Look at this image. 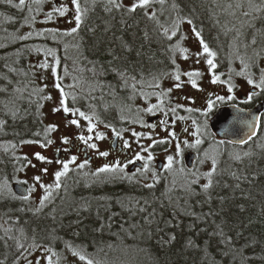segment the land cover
Segmentation results:
<instances>
[{
    "label": "trees",
    "instance_id": "obj_1",
    "mask_svg": "<svg viewBox=\"0 0 264 264\" xmlns=\"http://www.w3.org/2000/svg\"><path fill=\"white\" fill-rule=\"evenodd\" d=\"M224 1L230 0H149L148 35L143 36L138 28L136 36L122 40L123 45L137 48L141 57L134 51L126 53L118 39L121 26L116 29L113 23L114 39L94 38L89 45L102 63L107 60L103 54L115 45L114 70L87 69L79 56L53 51L55 70L61 77L65 72L63 76L90 80H97L100 71L107 74L97 86H72L74 103L94 115L99 109L118 112L129 73L147 66L148 79L157 77L155 66L173 56L167 48L178 43L175 27L183 22L197 31L219 70L229 68L231 46L224 28L228 24L219 14ZM157 14H163L162 23ZM28 16L27 5L0 0V264H16L36 246L49 245L39 236L51 231L57 247L78 245L92 264H100L114 243L133 249L144 257V264H264V118L260 134L249 144L213 145L219 155L206 186L193 181L169 183L159 175L144 184L137 178L120 179L123 171L119 169L102 180L86 176L82 180L84 170H72L58 180L55 196L47 205L35 209L27 199L13 195L11 186L28 161L18 153L22 144L47 146L50 142V130L41 115L45 89L37 71L28 69L33 65L32 55L22 50L61 47L50 45V38L44 35V39L28 34L20 38L21 27L15 21L25 26ZM63 41L66 46H76L79 40L65 37ZM260 89L264 101V87ZM114 264L137 261L116 257Z\"/></svg>",
    "mask_w": 264,
    "mask_h": 264
},
{
    "label": "flooded vegetation",
    "instance_id": "obj_2",
    "mask_svg": "<svg viewBox=\"0 0 264 264\" xmlns=\"http://www.w3.org/2000/svg\"><path fill=\"white\" fill-rule=\"evenodd\" d=\"M131 1L54 0V5L51 7L53 10L47 11L45 8H47L51 0H27L29 16L26 21H24V24H30V21L33 22L36 20L39 22L56 23L59 26L57 30L46 32L45 34L48 39L50 38V45L60 44L61 47H49L50 50L54 51L57 55L62 54L61 56L69 55L72 58L79 56L82 64L85 65L87 69L94 68L96 70H101L105 68L106 70H114L117 61L114 54H116L117 47L113 45L106 51L107 54H103L106 56L107 60L105 63H102V61H99L100 57H98L97 60L96 57L92 55V49L89 43L94 38L114 39L116 32L113 30L115 27L113 23L116 24V29L117 26H121L118 31V39L121 41V44H126L122 42L123 39L131 36L133 37L134 35L136 36L138 34V28L141 30L140 32L143 36H147L149 26L147 17L149 14V0H136L135 3ZM138 10L140 13H138ZM160 11H163V9ZM162 15L157 14L160 23L164 20V16ZM15 22L17 25L19 24L18 27L20 28V22ZM187 24L189 27H193L188 22H183L175 27L178 29L175 32V35L178 36V40L183 39L182 33L185 29L184 26ZM168 29L171 31L174 28ZM193 31L199 37L194 28ZM65 37L67 39H78V44L76 46H66L63 41ZM53 39L58 40L54 42ZM182 41L183 40H181V42ZM61 42L64 44H61ZM158 43L161 44L159 41ZM122 48L126 53L134 51V55L138 57L142 56V54L139 56L137 48L133 49L128 45H123ZM160 48L162 51H165L162 44ZM167 50L170 51L169 53H172L173 56H170L171 59L167 63H159L155 66L159 69V72L154 79H148L149 72L147 66L134 69L132 73H129L128 79H125L126 84L125 81H123L128 89L125 91L126 93L122 98L121 104L123 106L118 112L115 109L108 111H106V109H103L104 111L99 109L98 113L95 115L92 114V119L88 121L84 117L90 114V112H85L81 108H77V106H75L76 104L71 102V99L68 100V102H70L67 103L68 107L71 106L74 110H77V113L84 118L82 122L86 121L82 124L84 135L71 140L69 144L66 143V145L59 146V151L56 156L59 158L63 156L62 158L64 159L69 158V156L76 159L80 158L84 163L95 168H115L116 166H122L126 169L128 168L127 170H129L131 174L135 173L137 169L139 171L145 170L147 167L146 161H134L132 153L127 150L126 144L122 140L123 133L127 131V128L132 127L137 120H134L132 115H140L144 112L143 108L145 106L152 105L154 116L148 118L147 126L154 127L157 130H165L166 134L162 136L160 140H165L167 142L165 148H159L157 149L158 151L155 152H146V157H149L152 162L150 165L156 168L158 163H160L163 165V168L159 171H163L167 161L161 159V157L163 155L164 159L169 158L167 154L170 150L169 147L171 148L169 143L176 141L180 144L178 153L180 157H182L183 164H185V157L189 152L195 155L193 161L194 169L199 164L198 162L201 156L197 151L190 149L188 146L187 141H189L190 138L188 135L191 133V130L188 128L187 133L182 136L189 122L196 121V124H200L202 120L207 117L209 118L207 127L211 131L209 125L210 120L214 116L215 111L219 108L235 106L239 108V110L252 111L263 101L260 99L261 96L258 88H250L248 87L249 84L244 86V72L234 70L235 72L232 73L227 70L228 68L219 70L217 64L213 63H209L205 69H201L194 65L185 64L181 62V59L180 61L177 59L176 53L180 55L185 51V49H182V51L179 49L177 52V44L167 48ZM92 58L97 60L99 64ZM91 60H93L94 63H92ZM203 73H206V81L209 85L201 87V82L204 81L202 76ZM251 74H254V72ZM105 76H107V74H102L100 71L97 80H90L89 78L83 77L78 79V82H80L83 87L86 85L97 86L101 81H104L103 79ZM63 81V79L57 78L55 82L58 86L63 88ZM251 85L253 84L250 83V86ZM69 97L72 98L71 96ZM199 98L204 101L201 107H199V104H196V100ZM83 99H85V97H83ZM81 106L85 107L84 104ZM199 112L205 114H199ZM174 117H179V119H181L180 126H182V129L179 131V134L176 133L177 127H171L174 122ZM117 118L121 119L118 121ZM130 122H132L131 125ZM102 142H106V144L102 146ZM92 149L96 151L95 155H92ZM108 154H112V156L109 157ZM157 157L159 159H156ZM131 167H133V170H131ZM193 169L186 168L188 171ZM26 187L28 188V186Z\"/></svg>",
    "mask_w": 264,
    "mask_h": 264
},
{
    "label": "rangeland",
    "instance_id": "obj_3",
    "mask_svg": "<svg viewBox=\"0 0 264 264\" xmlns=\"http://www.w3.org/2000/svg\"><path fill=\"white\" fill-rule=\"evenodd\" d=\"M14 5L22 6L27 5V0H9ZM131 1V0H130ZM154 1V0H150ZM135 3L136 0L131 1ZM48 4V3H47ZM54 5V0L48 4L47 11H51V7ZM219 14H221L222 19L228 24L226 27V36L230 38L231 46V63L230 67L227 69L229 72H244V86L248 85L250 88H260L264 87V0H234V1H224L223 5L219 7ZM21 25L19 35L20 38H25L27 34L31 36L30 38H43V32H52L57 30L59 27L56 23L51 22H39L30 21V24ZM23 27V28H22ZM185 29L182 33L183 40L179 39L177 43V52L179 49H185L183 53H176L177 59L188 65H194L201 69H205L212 60H210L209 54L205 51L201 40L197 34L193 31V28L189 25L184 26ZM1 35V34H0ZM46 36V35H44ZM181 37V38H182ZM13 38L9 41L13 43ZM57 42L58 39H53ZM28 51L32 55V59L28 66V69L32 72L37 71V75L40 76V83L45 89V102L43 107H41L42 120H44L46 126L49 128L50 132V142L47 146L35 143L22 144L19 149V155L26 158L27 164L24 169L17 175L15 182H22L29 188V197L27 200L32 203L30 207L35 209L41 207L42 205H47L52 198L55 196L56 186L59 183V179L62 178L67 172L70 171H83L81 179L86 177H94L102 180L109 176L116 175L118 169H122L123 175L121 173L120 179H134L142 181L144 184H150L155 177L161 176L166 177L169 183H180L183 181H193L206 186L210 178L211 173H213L216 166L215 162L217 156L219 155L218 150H216L214 144L216 142H221L217 139L214 134H209L203 128L208 125V119L205 117L200 124H196V121L189 122L186 129H184L182 136L187 133V129L191 130L188 135L189 141L188 146L190 149L197 151L199 153L200 161L199 164L191 171H186V167L183 164L182 157L178 153L180 144L178 142L172 141L169 143V158L164 159L162 155L161 159L167 161L163 171H159L157 166L153 168L151 159L146 157V152H155L159 148H165V140H160L162 136L166 134L165 130H157L154 127L147 126V120L153 114V106H145L144 112L140 115H132L133 119H137L132 127L127 128V131L123 133V140L126 144L127 150L132 153L133 160H138L140 162L146 161V169L139 171L136 170L135 173H130L129 170L122 166H116L115 168H95L87 163H84L80 158H61L57 159L56 155L59 151V146L69 144L71 140L77 137H82L84 135L82 129V120L86 118L88 121L92 119V114H88L86 117L82 118L81 115L68 107L66 98L60 87H57L56 77L57 72V62L53 58L54 53L52 50L47 49L42 46L37 47H27L22 52ZM20 52H18V58ZM20 60V59H19ZM37 60V61H36ZM35 69V71L32 69ZM235 70V71H234ZM226 71V70H224ZM223 71V72H224ZM254 74H251L253 73ZM235 74V73H234ZM63 75H66L64 72ZM206 73H203L204 81L201 82L202 86H208L209 83L206 81ZM243 75V74H242ZM65 79L63 82L64 88H71L72 86L83 85L78 82V78H73L71 76H63ZM253 85L250 86V83ZM261 90V89H260ZM73 91L68 90L69 96H74ZM72 101V99H71ZM202 99L196 100V104L199 107L203 104ZM72 114V115H71ZM199 114H205L199 112ZM212 119V118H211ZM181 119L179 117H174V122L171 127H177L176 133L182 129ZM202 127V128H201ZM168 133V132H167ZM264 134V127L263 133ZM186 142V143H187ZM211 142V143H209ZM264 143V138H263ZM106 142H102L103 146ZM109 147V146H108ZM63 152V151H62ZM96 151L92 149V155H95ZM159 154V153H158ZM109 157L112 154H108ZM156 159H159L158 157ZM101 160V159H100ZM184 166V167H183ZM125 169V170H124ZM119 171V172H121ZM167 171V172H166ZM86 176V177H85ZM158 177V176H157ZM55 210L50 211V214H55ZM52 234H42L43 238L49 245H39L36 246L35 250H30L29 253L23 255V257L18 260L16 264H92L84 254H82L81 249L78 245H71L64 243L62 246L57 247V239ZM113 247V248H112ZM104 254V258L101 259L100 264H114L116 257H122L125 261L129 259L137 261V264H144V257L139 255L133 249L129 247H120L118 244L114 243ZM100 249V248H98ZM114 261V262H113Z\"/></svg>",
    "mask_w": 264,
    "mask_h": 264
},
{
    "label": "water",
    "instance_id": "obj_4",
    "mask_svg": "<svg viewBox=\"0 0 264 264\" xmlns=\"http://www.w3.org/2000/svg\"><path fill=\"white\" fill-rule=\"evenodd\" d=\"M263 114L264 102L258 104L252 111L239 110L235 106L221 107L215 111L209 125L217 138L232 145L243 146L259 134ZM194 159L195 155L191 152L185 157L184 163L188 169L193 167ZM158 169H162V164L158 163ZM12 189L14 195L18 197L26 198L28 196L27 188L20 183H14Z\"/></svg>",
    "mask_w": 264,
    "mask_h": 264
}]
</instances>
